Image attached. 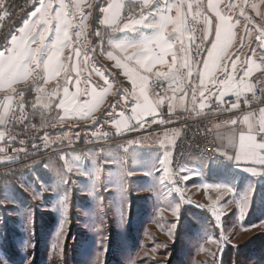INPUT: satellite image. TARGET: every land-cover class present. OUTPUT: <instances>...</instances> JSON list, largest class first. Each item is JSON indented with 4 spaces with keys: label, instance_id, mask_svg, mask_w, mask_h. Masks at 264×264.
<instances>
[{
    "label": "rangeland",
    "instance_id": "1",
    "mask_svg": "<svg viewBox=\"0 0 264 264\" xmlns=\"http://www.w3.org/2000/svg\"><path fill=\"white\" fill-rule=\"evenodd\" d=\"M80 2L83 7L76 12L79 18L82 12L86 20L82 25L79 19L78 29H88V47L84 46L82 57L86 66L101 70L105 40L97 33L106 0ZM215 2L224 15L231 17L233 26L240 25L239 31L235 28L233 38L239 49L237 55L257 60L260 51L254 47L252 30L245 22L247 16L244 19L240 16L241 7L246 11L252 8L251 4L247 0ZM230 3L236 7L229 9ZM33 6L24 9L13 21L8 35L0 38V44H4L0 51H6L23 14ZM200 9L203 16L204 10L201 6ZM122 19L127 20L123 15ZM89 26L93 29L91 36ZM233 62L231 59L227 63L223 78L233 74ZM33 74L36 84L0 93L4 105H11L15 99L29 101L24 98L25 89L33 91L31 99L36 94L37 100L58 99L62 80L39 84L40 71ZM154 79L158 78L149 79L151 88ZM53 85L58 86L55 95L51 94ZM41 88L43 92L39 91ZM146 121L141 122L143 127L136 124L130 127L132 130L116 136L100 117L93 124L83 126L79 133L51 132L66 135L68 145L64 153L37 157L17 166L0 159V201H8L0 203V264L3 260L7 264H264V176L243 177L234 167L207 164L205 159L191 156L182 161L183 165L189 159L181 165V190L172 191L168 183L173 151L167 172L165 167L154 171L146 151L134 147L150 136L164 139L171 132L178 134V129L145 133ZM192 159L197 160L193 166L198 170H192ZM69 165H74L71 173L67 172ZM97 168L99 179L95 176ZM77 169L84 174H78ZM62 174L67 183L61 182ZM205 184L209 187L205 188ZM217 185L224 186L217 188ZM43 187L55 191L45 192ZM227 188L232 191L228 192ZM249 188L253 189V195L250 207L242 216L237 201ZM36 193L39 197L33 198ZM65 194L69 197L67 207L61 210L58 201ZM177 207L179 212L174 215ZM214 208L218 210L216 214ZM222 234L226 240H221Z\"/></svg>",
    "mask_w": 264,
    "mask_h": 264
},
{
    "label": "snow or ice",
    "instance_id": "2",
    "mask_svg": "<svg viewBox=\"0 0 264 264\" xmlns=\"http://www.w3.org/2000/svg\"><path fill=\"white\" fill-rule=\"evenodd\" d=\"M55 0H38V7L31 12V17L33 19L25 22L23 28L20 29L19 37H12L11 44L12 47L6 49V51H0V90L5 86L11 88L14 83H17L22 80H26L33 75V73H38L43 71L45 73L46 82L59 76L61 72L66 70V65L61 56L65 48H69L72 45V38L69 34V29L72 25V17L68 12V5L65 4L64 0H58L59 8L55 11V14H51L53 8V3ZM195 2V13L193 14V6ZM152 0H142L139 7L141 9L140 17L138 19L129 17L125 22H121V13L125 8L123 0H112L107 8L102 9L105 13L103 23L108 25L112 31H135L137 26H144L148 28H153L156 30V34L152 38L142 39L138 43H118L114 45V48L117 49L120 53H124L122 57H115L113 52L109 51L107 53L109 59H116L117 66L125 68V74L129 76L133 84V93H131L133 99L137 101L135 106L132 108L133 118L136 119L137 124L140 127H143L141 119L146 115H155L156 107L163 103L165 97L159 96L157 94L156 103L153 104L149 100L147 95L148 89V76L143 73H152L153 68L157 64L164 65L167 63L166 57L171 55L172 62L169 67V71L165 72H156L155 76L157 78L163 77L169 81V88L172 90L173 99L175 98V93L177 91L184 92V95L187 96L185 92L184 84L193 74V66L190 62L189 56L185 55L178 60L177 51H174V45L178 42L180 43V52L190 53L191 45L195 43L194 39L188 37V45L184 43V37L187 33H191L193 29L189 26L188 18L192 17L193 20H196L200 17V5L198 0H178L177 3L169 6L165 5L162 10L157 15L153 16L151 12L145 14L143 12L144 8L150 7ZM187 3V12H183L182 9ZM259 5H264V0H258V3L253 2L251 7L253 10L257 11L259 15ZM91 7V4L87 5ZM73 7L77 11H81L83 4L80 0L74 3ZM227 7L232 9L236 7L235 4H228ZM208 8L215 12L218 23L215 28V41L212 43L211 49L208 50L207 56L208 59L203 63V72L200 73V85L198 86L200 91L199 95L202 98H205V92L208 91L209 96L213 93L208 90L205 84V78H207L208 83L217 85V82L212 78V73L215 68L218 67L217 61L221 58L222 53L227 49L233 38L234 34L232 32V23L231 17L226 15H221L218 10V4L214 3L213 0H209ZM0 19H3L4 16L8 15L6 0H0ZM175 10L176 15L173 17L170 13ZM241 15H244V9L241 7ZM149 16L152 17V22H149ZM249 21L250 17H246ZM55 20V38L50 44H46L45 40L50 31H52V21ZM81 24H84L86 17L81 12ZM205 24L210 25V21L205 17ZM169 28L171 32L176 33L174 37L169 38ZM260 32V35L257 36V40L260 41L259 47L264 49V29H257ZM208 31H205L204 39H207ZM81 33L76 34L77 39H79ZM100 35V33H97ZM197 51H199L200 45H195ZM7 52V55H6ZM76 57L80 56L79 50L75 52ZM255 55V52L253 53ZM239 63L237 59L232 64V75L226 77L225 80L219 82L218 87L221 89L219 92L220 98H223L225 95H235L238 99L244 91H252L251 85L245 82L247 77H250L253 69L258 67L255 61H252L244 72V75L240 80H236L235 71L236 65ZM261 64H264V54L260 61ZM135 66H138L135 67ZM186 70L185 71H182ZM142 70V71H141ZM79 74V73H78ZM99 74V73H98ZM102 76V74H100ZM103 78V76H102ZM67 84V81L65 82ZM105 83L108 84V81L105 79ZM76 92L71 93L67 86L63 88V98L60 99L58 107L61 108L66 116H80L86 117L92 113V111L97 107L103 98L108 89L104 90V93L98 94L96 89L93 88L91 92L88 89H85L83 93L80 88V81L77 79L75 81ZM174 85V86H173ZM109 88L111 85L109 84ZM139 89V95L136 94V89ZM14 90V89H13ZM196 90L197 86H193V103L196 99ZM40 92H43L44 89H39ZM55 95V93H53ZM80 95H90L92 97L91 101L85 100L80 101ZM125 99H127L125 97ZM181 101L184 97L180 98ZM237 104H233V108L237 107ZM201 108L204 107L203 101L200 105ZM23 105H21V109ZM172 104L170 102L169 109L171 111ZM10 105L5 104L3 114H0V123L4 121V116L9 112ZM63 119V118H62ZM244 122H249V116L244 117ZM232 124H236V121H231ZM128 130H132L129 128ZM259 135L260 139H257ZM4 138V133L0 132V140ZM129 143H134L130 141ZM4 151L3 148H0V152ZM228 159H235L238 163H243L245 165H258L259 169L255 166L249 167L245 166L243 170L247 173H250L252 176H264V108L260 109L258 125L253 130V125L249 123V128L247 134H240L238 150L235 156H229ZM168 154L165 153L164 159L160 160V164L165 166V172H167V164L169 163ZM74 165H69L67 172L71 173L73 171ZM183 171V169H181ZM78 174L80 173L77 169ZM100 169L95 170L96 179H99ZM131 174V173H128ZM61 182L67 183L66 178L62 174ZM224 185H217L216 187H223ZM93 187H95V181H93ZM205 188L209 185L205 184ZM55 191V188L43 187V191ZM180 191V189H177ZM228 192H231V188H227ZM91 194V192L89 193ZM39 193H36L33 198H38ZM253 195V189L249 188L246 194L241 196L237 201V204L240 209V215H244L248 208L250 207L251 197ZM68 195L65 194L59 201L58 207L63 210L67 207ZM7 200L0 201V203H6ZM217 209H213L214 214L217 213ZM179 212V208H175L173 214L176 215ZM121 215H123L121 213ZM219 220V215L216 216ZM31 219V217H29ZM175 228V225L172 226ZM62 225L60 231H62ZM59 235V233H57ZM227 238L221 235V240H226ZM2 260V258H0ZM3 264H7L6 260H3Z\"/></svg>",
    "mask_w": 264,
    "mask_h": 264
},
{
    "label": "crops",
    "instance_id": "3",
    "mask_svg": "<svg viewBox=\"0 0 264 264\" xmlns=\"http://www.w3.org/2000/svg\"><path fill=\"white\" fill-rule=\"evenodd\" d=\"M65 4L68 5V12L70 13L72 17V27L69 29V34L72 38V45L69 48H65L63 50V54L61 56V60L64 61L66 65V70L61 72V74L49 81L46 82L45 80V73L43 71H40L41 76L38 78L39 84L40 81L42 83L46 84H53L57 81H61V87L59 90V96L56 101H45L42 98L35 101V112H34V120L37 124H39L42 128L49 132H75L79 133L81 129H83V126H88L93 124L94 122L98 121V119L101 117L102 121L105 122L107 127L111 129V131L116 135L119 136L121 133L127 131L131 126L136 125L137 121L133 118L132 114V108L135 106L137 101L133 99L131 93H133V84L131 80L129 79V76L125 74V68L117 66V60L116 59H109L107 53L109 51L113 52V55L115 57H122L125 55L124 53H120L117 49L114 48L115 44L118 43H138L142 39L152 38L156 34V30L153 28H148L144 26H137V29L135 31H112L111 28L103 23L105 13L102 11V9L107 8L108 5L112 2V0H106V2L103 4L101 8V13L99 16V32L100 36L103 40H105V49L104 53L102 54V65L103 69H96L91 68L89 65L86 66L85 60L82 57V52L85 51L84 46L87 48L86 44V34L88 32V29L85 31H82L79 28L80 26V18L77 14V10L73 7L74 3L77 2V0H64ZM134 2H142V0H123V3L125 4V8L123 12L129 8L128 6L131 3ZM178 0H152V3L150 7H147L146 11H144L145 14L151 12L153 16L157 15L160 10L164 8V6L167 4L169 6L177 3ZM199 5L202 7V10H204V15H201V9L200 16L203 18L206 17L211 23L210 25L205 24V31H208L207 34V41L208 44L210 42V36H212L213 41H215V28L218 23L217 16L215 12L210 10L208 8V2L209 0H198ZM214 3L215 0H213ZM248 3L252 4L253 2L258 3V0H247ZM36 5L33 6L30 12L23 14V19L20 21L19 26L17 27L16 32L12 37H19L21 32L20 29L23 28L26 21L33 19L31 17V12L35 10L36 7H38V0L35 1ZM218 4V3H217ZM59 8L58 0H55L53 3V8L51 10V14L54 15L55 11ZM90 10V9H89ZM196 7L195 2L193 6V14L195 13ZM218 10L220 11L221 15H224L223 11L220 9V6L218 4ZM183 12H187V3H185L184 8L182 9ZM123 12L121 13V22H125L124 19H122ZM241 13V12H240ZM259 15L257 14V11L253 10L252 8L247 9L244 11V15H240L245 18L247 17H254L258 23L259 28L264 29V5H259ZM89 19L90 20V13ZM170 15L175 17L176 12L173 10ZM140 17L137 16L136 19ZM191 16H189L190 18ZM149 22H152V17L149 16ZM55 26L56 22L55 20L52 21L51 27L52 31H50L47 35V39L45 40L46 44H50L54 38H55ZM240 25H237V27H232V32L235 35L234 31L240 30ZM80 32L81 35L79 39H77L76 34ZM93 35V29L91 26H89V36ZM114 35V37H112ZM176 33L171 32V28H169V38L174 37ZM99 36V35H98ZM190 36V33H187L184 37V43L185 45H188V37ZM11 37V38H12ZM107 37V38H105ZM11 38L8 43V48L12 47L11 44ZM211 38V39H212ZM234 39L232 40L230 46L225 49L224 53H222L221 58L217 61L218 67L213 70L212 78L217 82V85H213L211 83H208L207 78H205V84L209 91H211L213 94L209 96L208 91L205 92V98L200 97L199 95V85H200V73H202L203 70V63L208 58L206 55V58L202 63H200L199 66H193V74L184 84L185 92H187V96L184 95V92L177 91L175 93V98L173 99V93L172 90H169V93L166 96V103L169 109L170 102L172 104L171 111L169 109V113H179L181 111L185 110H193V111H202L210 101L212 97H220L219 92L220 88L218 87L219 82L225 80L226 78H223L222 76L225 73L226 65L228 62H230L231 59L233 60H239V63L236 65V80H240V78L244 75V72L246 68L248 67V61L252 62L255 61L256 65L258 67L253 69V72L250 77H247L245 82L253 87L256 86H262L264 88V64H261L259 61L252 59L251 57L248 58H241L239 55H237V46L233 43ZM212 42L209 44L208 50L212 46ZM180 49V43H176L174 45V51H177L178 54V60L188 55V53H183L179 51ZM79 50L80 56L77 58L75 55V52ZM208 53V52H207ZM68 54V55H67ZM7 55V52H6ZM67 55V58L65 57ZM189 56V55H188ZM66 58V60H65ZM167 63L164 65L157 64L154 68L152 73H143L144 75L148 76L150 79L151 76L156 77V72H165L167 73L169 71V67L171 66L172 62V56L169 55L166 57ZM191 62V61H190ZM87 67V69H86ZM138 68V66H135ZM142 71V70H141ZM186 73V70H183ZM79 73V74H78ZM99 73V74H98ZM102 74V76L100 75ZM115 78L116 80L112 79ZM80 81V88L81 92L85 89H88L89 92L93 88L96 89L97 93H104L105 89H108V91L103 94V98L101 99L100 103L97 105V107L92 111V113L86 117H80V116H66L64 111L58 107L60 99L63 98V88L65 86L68 87L69 92L75 93L76 92V80ZM105 79L108 81V84L105 83ZM164 80L168 87H169V81L167 79H164L163 77L159 78ZM67 81V84L65 83ZM37 80L34 74L29 77L26 80L19 81L17 83H14L11 88H8L5 86L2 90H0V93H11L19 88H27V86L31 83L36 84ZM109 84L111 85V88H109ZM174 86V85H173ZM193 86H197L196 90V99L193 103V93L192 88ZM14 89V90H13ZM136 94L139 95V89L137 88ZM24 98L26 100H31V95L33 94L32 90H24L23 92ZM147 95L149 97V100L153 102V104L156 103V96L154 92L152 91V88L149 86V80H148V89H147ZM125 97L127 99H125ZM181 97H184V99L181 101ZM80 101L83 102L85 100L91 101L92 97L90 95H80L79 97ZM203 101L204 107L201 108V102ZM117 104V106H116ZM116 107V108H115ZM53 108V109H52ZM52 110L50 115L49 110ZM118 109V110H117ZM125 110V112H124ZM115 115V118H112V116ZM153 115H146L143 116L141 119V122L144 120H148ZM249 116V122H244V117ZM63 118V119H62ZM249 123L253 125V130L255 131V124L253 122V119L249 113H244L242 116V121L239 124V127L237 129H233L231 127H223L220 125H215L213 127L216 142L220 150V159L215 162L211 163L206 161L207 164H219L221 166L226 167H240V166H249V167H257L258 165H245L243 163H240L238 165L237 161L235 159H228L229 156H235L237 150H238V144H239V136L240 134H247ZM177 133L171 132L170 134H167V138H160L158 136H150L147 137L141 141H138V145H135V149H143L146 151V153L151 158V167L154 171L163 169L165 166L160 164V160L164 159L165 153L168 154L169 161L171 160L172 151H173V145L177 138ZM257 139L259 140V135L257 136ZM3 139L0 140V148L2 146ZM47 158V157H46ZM188 158V157H187ZM186 159V158H185ZM189 159L185 160L183 165L188 162ZM170 163V162H169ZM167 164V166L169 165ZM197 163V160H191L192 170H198L193 165ZM182 165V166H183ZM194 172V171H193ZM236 172V171H235Z\"/></svg>",
    "mask_w": 264,
    "mask_h": 264
},
{
    "label": "built area",
    "instance_id": "4",
    "mask_svg": "<svg viewBox=\"0 0 264 264\" xmlns=\"http://www.w3.org/2000/svg\"><path fill=\"white\" fill-rule=\"evenodd\" d=\"M35 0H9L7 3L8 15L0 19V38H5L11 30L13 21L22 13L24 9ZM141 2L129 7L124 13L125 19L137 16L141 13L139 7ZM251 20L245 19L246 24L252 30V41L254 47L260 51L256 59L261 61L264 49L259 47L260 41L257 36L259 23L254 17ZM189 26L193 29L190 36L195 43L191 45L188 53L192 65L197 66L207 55L209 44L204 39L205 24L200 16L196 20L188 18ZM260 29V28H259ZM195 45H200L197 51ZM4 44H0V49ZM157 100V94L166 99L170 88L162 79H154L151 82ZM252 87V91L242 92L239 99L235 95H225L223 98L212 97L207 106L202 111L185 110L171 114L164 99L163 103L156 107L155 115L146 121L143 131H165L169 128L178 129V139L174 144L173 157L170 163L171 182H175L177 189L182 187L181 158L187 157L189 153H198L203 156L219 157V147L216 142L213 125L237 128L244 113H249L258 125L260 109L264 108V88L262 86ZM51 94L58 92V86L53 85ZM37 94L29 101L15 99L10 105L9 112L4 116V121L0 123V132L4 133L0 152V159L10 162L13 166L26 164L37 157H46L50 154L64 153L68 145L67 137L63 133H51L33 120L34 104L37 101ZM0 97V114H3L4 104ZM233 104L238 106L233 108ZM21 105L23 108L21 109ZM235 120L236 124L231 121ZM148 125V127H147Z\"/></svg>",
    "mask_w": 264,
    "mask_h": 264
},
{
    "label": "bare ground",
    "instance_id": "5",
    "mask_svg": "<svg viewBox=\"0 0 264 264\" xmlns=\"http://www.w3.org/2000/svg\"><path fill=\"white\" fill-rule=\"evenodd\" d=\"M191 156H196L200 159H205L206 161L208 162H211V163H215L217 162L220 158L219 157H209V156H203V155H200L198 153H189L187 154V157H191ZM187 157H182L181 158V165H182V161L187 158ZM169 180V179H168ZM168 187L170 188V190L172 191H177V186H176V183L175 182H171V178H170V181L168 183Z\"/></svg>",
    "mask_w": 264,
    "mask_h": 264
},
{
    "label": "water",
    "instance_id": "6",
    "mask_svg": "<svg viewBox=\"0 0 264 264\" xmlns=\"http://www.w3.org/2000/svg\"><path fill=\"white\" fill-rule=\"evenodd\" d=\"M243 166H240V167H236L235 168V171L239 174V175H241V176H243V177H252V175L250 174V173H247V172H245L244 170H243Z\"/></svg>",
    "mask_w": 264,
    "mask_h": 264
},
{
    "label": "trees",
    "instance_id": "7",
    "mask_svg": "<svg viewBox=\"0 0 264 264\" xmlns=\"http://www.w3.org/2000/svg\"><path fill=\"white\" fill-rule=\"evenodd\" d=\"M93 24V23H92ZM71 213H73V211H71Z\"/></svg>",
    "mask_w": 264,
    "mask_h": 264
}]
</instances>
